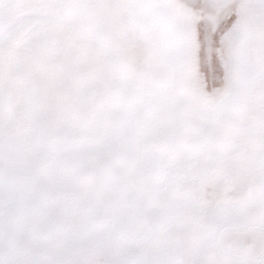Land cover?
Segmentation results:
<instances>
[{
  "label": "rangeland",
  "instance_id": "rangeland-1",
  "mask_svg": "<svg viewBox=\"0 0 264 264\" xmlns=\"http://www.w3.org/2000/svg\"><path fill=\"white\" fill-rule=\"evenodd\" d=\"M261 162L264 0H0V264H264Z\"/></svg>",
  "mask_w": 264,
  "mask_h": 264
},
{
  "label": "trees",
  "instance_id": "trees-1",
  "mask_svg": "<svg viewBox=\"0 0 264 264\" xmlns=\"http://www.w3.org/2000/svg\"><path fill=\"white\" fill-rule=\"evenodd\" d=\"M254 156H255V157H254L255 161H256L257 158H259V160L261 159V158H260L261 156H259V155H255V154H254ZM258 156H259V157H258ZM261 163L264 164V162H261Z\"/></svg>",
  "mask_w": 264,
  "mask_h": 264
}]
</instances>
